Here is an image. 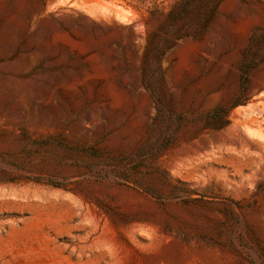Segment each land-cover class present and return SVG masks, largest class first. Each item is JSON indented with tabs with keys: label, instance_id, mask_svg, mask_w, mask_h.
I'll return each mask as SVG.
<instances>
[{
	"label": "rangeland",
	"instance_id": "obj_1",
	"mask_svg": "<svg viewBox=\"0 0 264 264\" xmlns=\"http://www.w3.org/2000/svg\"><path fill=\"white\" fill-rule=\"evenodd\" d=\"M0 264H264V0H0Z\"/></svg>",
	"mask_w": 264,
	"mask_h": 264
},
{
	"label": "bare ground",
	"instance_id": "obj_2",
	"mask_svg": "<svg viewBox=\"0 0 264 264\" xmlns=\"http://www.w3.org/2000/svg\"><path fill=\"white\" fill-rule=\"evenodd\" d=\"M187 54H188V49L187 48H184L180 51V56L185 58L187 57Z\"/></svg>",
	"mask_w": 264,
	"mask_h": 264
}]
</instances>
